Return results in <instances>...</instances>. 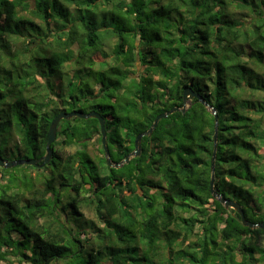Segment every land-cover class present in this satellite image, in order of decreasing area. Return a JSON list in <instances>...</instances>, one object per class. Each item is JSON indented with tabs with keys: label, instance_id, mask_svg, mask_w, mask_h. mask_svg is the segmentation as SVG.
Here are the masks:
<instances>
[{
	"label": "trees",
	"instance_id": "16d2710c",
	"mask_svg": "<svg viewBox=\"0 0 264 264\" xmlns=\"http://www.w3.org/2000/svg\"><path fill=\"white\" fill-rule=\"evenodd\" d=\"M188 88L217 110L216 192L263 222L264 0H0L5 160L44 157L54 118L82 111L105 118L119 164ZM187 105L119 168L94 118L61 121L40 188L25 173L4 183L12 169L0 168V260L264 264V230L211 192L215 116L199 99ZM59 144L83 149L62 155Z\"/></svg>",
	"mask_w": 264,
	"mask_h": 264
},
{
	"label": "water",
	"instance_id": "95a60500",
	"mask_svg": "<svg viewBox=\"0 0 264 264\" xmlns=\"http://www.w3.org/2000/svg\"><path fill=\"white\" fill-rule=\"evenodd\" d=\"M199 99L206 107H208L211 111V113L215 116V122H216V133H215V148H214V155H213V159H212V178H211V192L214 196L215 199L219 200L220 203L224 206L225 209L229 210V209H233L235 212L238 213V215L241 218L242 221V225L244 227L250 228L252 230L255 229H262L264 230V221L261 223H257V224H253L250 221H247L246 216H245V212L242 209L241 205L233 200H229L226 199L224 195H220L216 192L215 190V161H216V153H217V141H218V115H217V110L214 107H211L208 103H206L202 97L193 92V90L191 88H188L184 91V106L183 108H173L171 111L160 114L154 121L152 127L149 129L148 132L146 133H142L139 134L136 138L135 141V150L134 152H132L124 161H122L119 164H113L112 160L110 158V152L108 149V143H107V130H106V120L105 118H103L99 113L96 112H91V113H84L82 111H74V112H61L59 113L54 120L51 123V126L49 128V132H48V141H47V152L46 155L40 159H17V160H5L0 156V168L2 169H13L15 167L18 166H24V165H28V166H32V167H36L38 169L43 168L44 166L50 164L51 159H52V148L51 145L56 141L57 139V133H58V127L59 124L61 123V121L63 120H72L74 118H79V119H83V120H87V119H97L100 123V133L102 135V145L105 151V155H106V160H107V164L109 167H114V168H119L121 167L123 164H128L131 160V158H136L139 157L141 155V147H142V140L144 137H148V136H152V134L154 133V130L158 127L159 123L161 120L168 118L170 115L181 111L182 113H185L187 110V102L188 100H192V99Z\"/></svg>",
	"mask_w": 264,
	"mask_h": 264
},
{
	"label": "rangeland",
	"instance_id": "374dc122",
	"mask_svg": "<svg viewBox=\"0 0 264 264\" xmlns=\"http://www.w3.org/2000/svg\"><path fill=\"white\" fill-rule=\"evenodd\" d=\"M13 48L14 50L20 49L22 47V41H15L13 43ZM107 53L110 57L113 56L112 52L110 50H107ZM99 136L96 134L92 140L88 143V147L86 149V151L92 156V157H97L100 156L99 152H100V144L98 142ZM83 147L80 145H71V146H62L61 144H59L57 146V150L60 154L62 155H69V154H75L78 151L82 150ZM20 168V167H19ZM23 169H18V168H13L12 171L10 172L11 175H8V178L5 179V181L3 180L4 183L8 182L9 179H11V176H14L15 178L19 179L20 181L23 180V175L24 173L27 174V176L29 178H32L36 187L40 188V186L42 185V183L44 182V176L45 174L47 175V171H42L41 169H38L36 167H32V166H28V165H24L22 166ZM82 212L85 215V218L89 221H93L96 224H98L100 226V223L98 222V219L95 215V212L88 207H82ZM63 215V214H62ZM62 218L64 219V216H62ZM15 236L17 238H19V236H17L15 234ZM83 239H85V236H82ZM1 252H5V249H2ZM0 264H26L23 260H21L19 257H14L13 255H6V259L5 260H0Z\"/></svg>",
	"mask_w": 264,
	"mask_h": 264
}]
</instances>
